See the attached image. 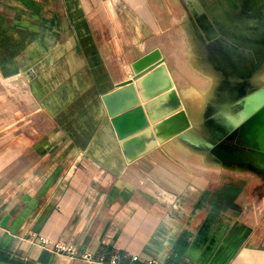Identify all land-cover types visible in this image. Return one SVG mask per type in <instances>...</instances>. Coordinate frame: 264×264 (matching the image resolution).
Segmentation results:
<instances>
[{"label": "crops", "instance_id": "1", "mask_svg": "<svg viewBox=\"0 0 264 264\" xmlns=\"http://www.w3.org/2000/svg\"><path fill=\"white\" fill-rule=\"evenodd\" d=\"M205 1L219 0H0V257L264 264L263 177L196 173L171 152L175 137L129 161L103 100L134 74L144 43L195 13L223 40L215 59L230 65L234 41ZM262 5L244 0L248 18ZM242 49L251 59L255 49Z\"/></svg>", "mask_w": 264, "mask_h": 264}, {"label": "rangeland", "instance_id": "2", "mask_svg": "<svg viewBox=\"0 0 264 264\" xmlns=\"http://www.w3.org/2000/svg\"><path fill=\"white\" fill-rule=\"evenodd\" d=\"M221 4V0L204 2L207 13L212 18H214L212 15L221 9ZM243 4L244 1H242L240 11L249 17ZM198 5L197 8L202 9L201 5ZM183 8L185 7L182 4ZM195 15L198 21L183 17L182 27L170 30L167 33V38L156 43L154 47L149 49L144 43L143 48L147 52L140 54L138 59L158 51L161 57L165 58L178 91L182 90L186 81L198 89L199 95H194L193 93H198L195 91L189 93L188 90H182V102L190 116L192 125L180 135L175 136V144L192 156L198 155L199 161L207 166L206 174L233 170L235 172L232 173L238 180L254 176L264 179V119L261 121L259 118L264 115V60H258L261 55L258 50L264 53V48L252 47L255 51H251V59L248 58L249 54L245 57L243 52L239 54L238 58L232 54L234 61L230 65L227 62L216 60L218 57L212 42V35L205 23L208 22V19L203 13H195ZM253 17L258 21L251 25L257 27L261 19V12L259 11ZM220 22L225 26V29L230 31L229 39L231 41L246 49L251 47L249 46L251 38L248 35L234 30L222 20ZM184 23L191 25L192 28L188 27L189 30H186ZM178 34L182 35V42L177 37ZM182 46L185 48L186 54L190 55V58L188 55L186 59L190 63V67H183ZM213 62H217L216 65ZM131 67L134 70L133 65ZM182 70H189L191 74L194 72L211 73L213 77L212 80L204 81V75L200 74L201 81L199 79L192 80V76L190 77ZM221 70L230 74L225 75ZM224 77L230 79V82L226 80L221 82ZM183 78L186 79L185 82ZM250 92H258L257 94H261L260 97L263 96L260 98V106L255 107L259 98L251 101L247 117L237 126L230 127L233 122L224 113L225 109L237 107L236 102L246 97ZM227 102H230V108L226 107ZM260 107L262 111L259 109ZM229 112H233V118L238 116L234 110ZM225 127H229L228 130H225ZM254 127L256 128L254 129ZM195 145L202 146L203 149L196 148ZM214 155H218L219 160H216ZM195 172L198 173V171Z\"/></svg>", "mask_w": 264, "mask_h": 264}, {"label": "water", "instance_id": "3", "mask_svg": "<svg viewBox=\"0 0 264 264\" xmlns=\"http://www.w3.org/2000/svg\"><path fill=\"white\" fill-rule=\"evenodd\" d=\"M133 67L135 72L130 78L103 95L120 145L129 161L158 143L180 135L192 125L165 58L158 51L138 59ZM257 93L250 92L236 102L240 107L237 118H233V112L225 109L224 113L233 122L230 127L237 126L247 117L250 109L247 105L251 101L259 98V105L255 107L260 106L263 96ZM228 128L225 127V130ZM0 264L26 263L0 257Z\"/></svg>", "mask_w": 264, "mask_h": 264}, {"label": "bare ground", "instance_id": "4", "mask_svg": "<svg viewBox=\"0 0 264 264\" xmlns=\"http://www.w3.org/2000/svg\"><path fill=\"white\" fill-rule=\"evenodd\" d=\"M242 1H244V0H224V1H222L221 9L219 11H217V13L213 14L212 16L214 18H219L220 20L224 21L230 27H232L234 30L248 35L251 38L250 41H249V44H250L249 46L254 47V48L255 47L256 48H262V47L264 48V24L260 20L258 25H257V27L251 25L253 23H256L258 20L255 17L250 19V18H248V16L243 15L241 13L240 7H241V4H242ZM260 12H261V15H264V6L262 7V10ZM184 26L186 27L185 28L186 30H189L187 28L191 27V25H187V23H184ZM169 31L170 30H168L166 33L163 32V34L161 33L160 35H157L156 36L157 38L154 37L155 39L153 38V39L147 41L146 42V46L149 47V49H150V47H154L156 45V43H158L159 41L165 40V38H167V33ZM177 37L182 42V40H183L182 39V35L178 34ZM260 39H262V40H260ZM188 55H189V53L186 54L185 48L182 46V58H184L182 60V64L184 65L183 67H185V68L186 67H190V63L186 60L188 58ZM189 58H190V55H189ZM182 72L187 73L188 75H190V77L192 76L191 77V78H193L192 80H197V79L200 80V78H199L200 74L204 75V77H203V79H205L204 81L212 80V77H213V74L205 73V72H202V73L194 72V74L193 73L192 74L189 73V70H182ZM185 81H186V79H184V82ZM189 83H187V81H186L184 83V86H182V90L183 91L184 90H188L189 93H193L192 91L198 92V89L195 87V85H193L191 83L189 84ZM193 94L194 95H199V92L198 93H193ZM196 98H197V96H196ZM229 103L230 102L226 103V107L227 108H230V104ZM255 106H256V103H255ZM247 107L249 108V105H247ZM231 109L234 110L235 113H237L240 110V107H238V106L237 107H232V108L228 109V111H232ZM259 109H261V107ZM261 111H262V109H261ZM259 118L262 121L264 119V115L259 117ZM255 128L256 127H254V129ZM166 145H168V143ZM185 151L186 150L183 149V148L181 149L178 146V144H175V141L172 142V144H171V152L182 160V163L184 164V166H186L188 169H190L192 171H194V170L198 171V173L201 174V175H209V174H206L207 171H208L207 166L204 165L203 162L201 163L199 161L200 157L198 155H193L192 156L187 151L186 152Z\"/></svg>", "mask_w": 264, "mask_h": 264}, {"label": "built area", "instance_id": "5", "mask_svg": "<svg viewBox=\"0 0 264 264\" xmlns=\"http://www.w3.org/2000/svg\"><path fill=\"white\" fill-rule=\"evenodd\" d=\"M44 242H45L44 245H48V247L52 251L67 253L68 255H70L73 258H82V259H86V260H92L90 252L79 251L75 245L66 243L63 240H56V241L51 242L50 244L46 243L47 241H45V240H44ZM132 257L134 259H136L137 255H133ZM117 262H118L117 256L111 258L109 261L110 264H117ZM149 262L154 263V264H161L157 260H149Z\"/></svg>", "mask_w": 264, "mask_h": 264}, {"label": "flooded vegetation", "instance_id": "6", "mask_svg": "<svg viewBox=\"0 0 264 264\" xmlns=\"http://www.w3.org/2000/svg\"><path fill=\"white\" fill-rule=\"evenodd\" d=\"M247 6V5H245ZM222 38H215V39H212V42L214 43V46H216L218 43L222 42ZM234 49L232 50V54L235 58H238L239 54H242V52L244 53L245 57H247V55L249 54L248 51L246 50H243L242 47L234 42Z\"/></svg>", "mask_w": 264, "mask_h": 264}]
</instances>
